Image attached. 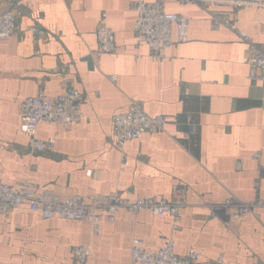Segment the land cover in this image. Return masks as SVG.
Here are the masks:
<instances>
[{
	"label": "crops",
	"instance_id": "1",
	"mask_svg": "<svg viewBox=\"0 0 264 264\" xmlns=\"http://www.w3.org/2000/svg\"><path fill=\"white\" fill-rule=\"evenodd\" d=\"M136 1L0 0V14L11 5L22 10L21 32L0 40V180L30 181L62 195L129 190L156 197H169L180 183L187 204L179 228L167 215L120 209L111 223L103 216L92 236L87 221L44 219L18 207L0 216V262L71 264V247L90 244L87 264H123L134 238L156 251L173 236L177 255L194 248L208 259L221 254L227 264H264V206L238 219L231 209L212 214L209 206L229 197L264 199V80L248 78L247 45L228 27L213 29L209 11L263 46L264 7L168 2V12L190 17L188 39L158 60L147 46L134 47ZM101 11L115 33L113 54L94 53ZM30 25L46 35L27 32ZM67 83L83 92L84 118L68 130L40 124L36 137L56 133V142L50 151L30 152L17 101L39 88L58 94ZM132 99L169 120L164 131L127 141L123 158L112 144L111 116ZM192 123L195 134L184 138Z\"/></svg>",
	"mask_w": 264,
	"mask_h": 264
},
{
	"label": "built area",
	"instance_id": "2",
	"mask_svg": "<svg viewBox=\"0 0 264 264\" xmlns=\"http://www.w3.org/2000/svg\"><path fill=\"white\" fill-rule=\"evenodd\" d=\"M168 2H174L180 6L196 4L205 9L213 3L227 4L232 7H264V0H137L135 3L136 20L133 25L134 47L139 49L147 46L158 60L166 57L167 50L174 43H184L188 39L190 17L183 13L168 12L166 10ZM21 14L22 10L17 5H11L0 14V40L21 32L18 25V18ZM209 18L213 29L228 27L247 45L248 78L264 80V45H257L247 33L239 29L227 17L209 11ZM25 30L38 38L46 35L45 29L37 25H30ZM95 36L97 47L94 53L96 55L116 52L115 33L108 24L106 11H101L99 14ZM111 78L115 79V77ZM83 98L82 91L67 83L58 94L48 95L42 88H39L35 95L17 101L20 108V129L28 136L29 151L33 153L50 151L56 142V133L47 139L36 137V129L40 124H52L68 130L80 122L84 118L80 109ZM168 120L169 117L166 114H148L141 101L132 99L126 110L116 112L111 116L112 144L122 153L123 157L127 141L138 139L146 133L156 134L164 131ZM196 129V124H189L183 133L184 138L194 135ZM252 159L259 162L260 152L253 153ZM236 168H240L239 163ZM129 194L133 193L128 190L126 193L113 191L107 194L70 193L62 195L52 189L38 187L30 181H20L10 185L0 180V216H6L15 208L25 207L39 213L44 219L57 217L65 221H87L90 223L92 236H95L99 233L103 216L111 223L116 213L124 209L131 214L146 211L153 215H167L172 218L173 229L179 228L180 211L187 204L185 185L174 184L169 197L143 194H133L131 197ZM209 206L212 214L231 209L232 218L238 219L250 212L252 208L264 206V199L240 201L229 197L221 204ZM175 244V238L170 236L165 239L159 249L151 251L142 245L140 239L134 238L129 260L123 264H227L221 254L214 259H208L194 248L189 249L185 255H177ZM91 250L90 244L72 246L71 264H87ZM0 264L5 263L0 262Z\"/></svg>",
	"mask_w": 264,
	"mask_h": 264
}]
</instances>
